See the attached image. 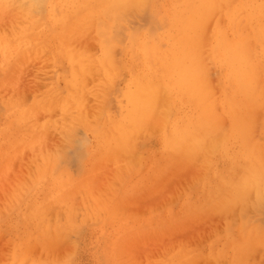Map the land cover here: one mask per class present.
I'll use <instances>...</instances> for the list:
<instances>
[{"label": "rangeland", "instance_id": "rangeland-1", "mask_svg": "<svg viewBox=\"0 0 264 264\" xmlns=\"http://www.w3.org/2000/svg\"><path fill=\"white\" fill-rule=\"evenodd\" d=\"M30 2L0 0V264H264V0Z\"/></svg>", "mask_w": 264, "mask_h": 264}, {"label": "bare ground", "instance_id": "bare-ground-1", "mask_svg": "<svg viewBox=\"0 0 264 264\" xmlns=\"http://www.w3.org/2000/svg\"><path fill=\"white\" fill-rule=\"evenodd\" d=\"M28 1H31V0H28ZM32 1H33V0H32ZM38 2H40V0H38ZM30 3H31V2H30ZM34 3L36 4V3H37V0H34ZM34 3H31V4H34ZM40 3H41V2H40ZM38 5L40 6V4L38 3V4H36V5L33 6V7L36 8ZM41 5H42V3H41ZM34 8H33V10L36 11V9H37V12H38V8H36V9H34ZM23 9H24V8H23ZM215 9H216V8H215ZM160 10H161V9H160ZM30 11H31V10H30ZM30 11H29V12H30ZM31 13H32V12H31ZM31 13H30V14H31ZM52 13H54V12H52ZM161 13H162V12H161ZM216 13H217V12H216ZM217 18H218V17H217ZM134 19H135V18H134ZM47 22H48V21H47ZM44 23H45V22H44ZM130 23H131V22H130ZM133 23H134V22H133ZM35 24H36V22H35ZM4 27H5V26H4ZM45 27H46V26H45ZM51 27H52V26H51ZM25 31H26V30H25ZM24 33H25V32H24ZM207 34H208V33H207ZM20 35H22V33H21ZM245 35H246V34H245ZM47 36H48V35H47ZM30 38H31V37H30ZM46 38H47V37H46ZM18 40H19V39H18ZM222 40H223V39H222ZM11 41H12V40H11ZM14 41H15V40H14ZM16 41H17V40H16ZM16 41H15V42H16ZM115 52H116V51H115ZM114 55H115V54H114ZM116 55H117V54H116ZM116 55H115V56H116ZM208 64H209V63H208ZM14 65H15V64H14ZM13 67H14V66H13ZM210 67H211V66H210ZM208 70H209V68H208ZM210 71H211V70H210ZM205 72H206V70H205ZM211 72H212V71H211ZM260 72H261V71H260ZM209 75H211V73H209ZM211 76L213 77V75H211ZM214 78H215V77H214ZM208 79H209V78H208ZM261 79H262V78H261ZM261 79H260V80H261ZM212 80H213V79H212ZM214 80H215V79H214ZM214 80H213V83L215 82ZM17 82H18V81H17ZM210 82H212V81H210ZM213 83H212V84H213ZM16 84H17V83H16ZM68 85H69V84H68ZM213 85H215V84H213ZM64 88H65V86L63 87L62 91L64 90ZM216 88H217V87H216ZM214 89H215V88H214ZM105 97H107V96H105ZM87 103H88V101H87ZM173 113H174V111H173ZM41 115H42V114H41ZM256 115H257V114H256ZM258 115H259V114H258ZM260 115H261V114H260ZM254 119H256V118H254ZM222 125H223V124H222ZM225 125H226V124L224 123L223 127H224ZM216 127H217V126H216ZM200 129H201V128H200ZM203 130H204V129H203ZM203 130H202V131H203ZM220 131H221V130H220ZM224 131H225V130H224ZM217 132H218V131H217ZM196 133H197V132H196ZM198 133H199V132H198ZM203 133H204V131H203ZM218 133H219V132H218ZM78 135H79V134H78ZM197 135H198V134H197ZM217 135H219V134H217ZM194 136H195V135H194ZM254 136H255V135H254ZM47 140H48V139H47ZM73 141H74V140H73ZM76 145H77V144H76ZM79 148H81V147H79ZM77 149H78V148H77ZM77 149H76V150H77ZM68 150H69V149H68ZM65 151H66V150H65ZM81 151H82V150H81ZM77 152H78V151H77ZM78 153H79V152H78ZM64 154H65V153H64ZM44 158H45V157H44ZM197 158H198V157H197ZM196 160H197V159H196ZM69 161H70V160H69ZM254 162H256V161H254ZM254 162H252V163L254 164ZM252 163H250V164H252ZM256 163H257V162H256ZM256 165H257V164H256ZM257 166H258V165H257ZM250 168H252V167L250 166L249 169H250ZM255 169L257 170V168H252V170H254V172L256 171ZM252 170H251V171H252ZM22 171H23V170H22ZM254 172H253V173H254ZM244 177L246 178V177H248V176H244ZM254 177L256 178L255 175L252 176V179H251V177H249V178H250L251 180H253ZM249 178H247V179H249ZM244 180H246V179H244ZM255 180H256V179L253 180V183H252V184H251L252 181L249 182L250 180L248 181L249 183H248L247 181H246V183H245V181H243V183H245L244 185H247V183H248V186H250V184H251V185H255V188H256V186H258V184L254 182ZM257 180H258V177H257ZM257 180H256V181H257ZM259 180H260V178H259ZM259 180H258V181H259ZM254 183H255V184H254ZM256 184H257V185H256ZM242 185H243V184H242ZM260 185H261V181H259V186H260ZM259 186H258V187H259ZM243 187L245 188L246 186H243ZM250 187H251V186H250ZM250 187H248V188H250ZM253 187H254V186H253ZM241 189H242V188H240L239 190L241 191ZM253 189H254V188H253ZM256 189H257V188H256ZM259 189H260V187H259ZM259 189H257V191H258ZM246 190H247V188H246ZM240 191H239V192H240ZM257 191H256L255 194L258 195V193H259L260 196H259V195H258V196L261 197V193H260L259 191H258V193H257ZM241 192H242V191H241ZM244 193H246V192H244ZM239 194H240V193H239ZM239 194H236V195H239ZM241 194H243V193H241ZM257 195H256V197H257ZM241 197H242V196H241ZM257 199H258V198H257ZM77 200H78V199H77ZM263 202H264V201H263ZM261 209H263V208H261ZM263 210H264V209H263ZM263 217H264V216H263ZM262 220H264V219H262ZM72 237H73V236H72ZM71 243H72V241H71ZM71 243H70V244H71ZM68 249H69V248H68ZM70 251H71V250H70Z\"/></svg>", "mask_w": 264, "mask_h": 264}]
</instances>
